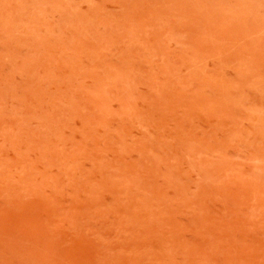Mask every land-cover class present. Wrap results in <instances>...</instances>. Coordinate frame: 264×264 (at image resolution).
I'll use <instances>...</instances> for the list:
<instances>
[{"label":"rangeland","instance_id":"obj_1","mask_svg":"<svg viewBox=\"0 0 264 264\" xmlns=\"http://www.w3.org/2000/svg\"><path fill=\"white\" fill-rule=\"evenodd\" d=\"M0 264H264V0H0Z\"/></svg>","mask_w":264,"mask_h":264}]
</instances>
